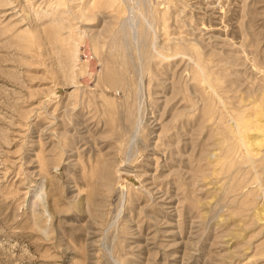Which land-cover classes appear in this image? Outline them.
<instances>
[{"label": "rangeland", "instance_id": "rangeland-1", "mask_svg": "<svg viewBox=\"0 0 264 264\" xmlns=\"http://www.w3.org/2000/svg\"><path fill=\"white\" fill-rule=\"evenodd\" d=\"M0 264H264V0H0Z\"/></svg>", "mask_w": 264, "mask_h": 264}]
</instances>
